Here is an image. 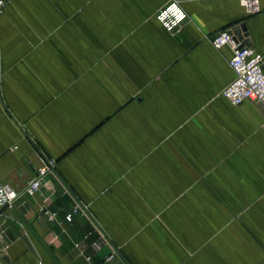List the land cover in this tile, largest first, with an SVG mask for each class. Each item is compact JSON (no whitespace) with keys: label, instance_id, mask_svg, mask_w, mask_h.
I'll list each match as a JSON object with an SVG mask.
<instances>
[{"label":"crops","instance_id":"obj_1","mask_svg":"<svg viewBox=\"0 0 264 264\" xmlns=\"http://www.w3.org/2000/svg\"><path fill=\"white\" fill-rule=\"evenodd\" d=\"M4 1L0 184L55 162L0 213L9 264H264V106L211 45L264 56V0Z\"/></svg>","mask_w":264,"mask_h":264},{"label":"built area","instance_id":"obj_2","mask_svg":"<svg viewBox=\"0 0 264 264\" xmlns=\"http://www.w3.org/2000/svg\"><path fill=\"white\" fill-rule=\"evenodd\" d=\"M5 5L6 2L0 0V14ZM176 10L169 6L162 9L157 15L168 31H171L184 19V15ZM211 45L216 50L225 46H229L231 49L228 66L234 77L221 90L220 96L233 106H238L246 101L264 106V56L261 51L252 46H245L241 41H234L230 29L216 33L211 39ZM54 167L55 162L47 160L41 168L36 170L35 177L21 192H17L9 184H0V213L4 208L12 206L22 194L34 196L40 189L42 177L54 170ZM82 209L84 210V207L78 203L73 211L65 217V220L70 222L73 214L82 211ZM113 258L114 255L109 257V259Z\"/></svg>","mask_w":264,"mask_h":264},{"label":"water","instance_id":"obj_3","mask_svg":"<svg viewBox=\"0 0 264 264\" xmlns=\"http://www.w3.org/2000/svg\"><path fill=\"white\" fill-rule=\"evenodd\" d=\"M238 27L240 28L241 32L245 33V30H244V29H245L244 24H241V25L238 26ZM237 30H238V28H232V29L230 30V33L233 35V40H234V41H241L242 44L245 45V46H251V43H250V41H249L248 38H247V34H244V36H243L244 39H243V37L239 35V33L237 32ZM0 256H1V258H2V260H3V262H4L5 264H9L10 260H9V258L4 254L3 250H0Z\"/></svg>","mask_w":264,"mask_h":264}]
</instances>
